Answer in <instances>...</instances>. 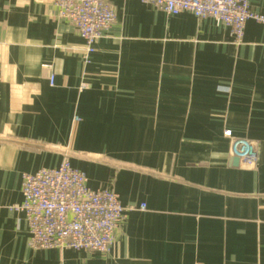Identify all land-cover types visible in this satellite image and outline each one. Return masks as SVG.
I'll use <instances>...</instances> for the list:
<instances>
[{"label":"crops","instance_id":"obj_1","mask_svg":"<svg viewBox=\"0 0 264 264\" xmlns=\"http://www.w3.org/2000/svg\"><path fill=\"white\" fill-rule=\"evenodd\" d=\"M109 2L86 62L55 0H0V264H264V24ZM65 158L133 207L108 252L29 244L22 176Z\"/></svg>","mask_w":264,"mask_h":264},{"label":"built area","instance_id":"obj_2","mask_svg":"<svg viewBox=\"0 0 264 264\" xmlns=\"http://www.w3.org/2000/svg\"><path fill=\"white\" fill-rule=\"evenodd\" d=\"M176 15L190 12L229 26L235 42L243 41L248 20L264 24V14L251 8V0H141ZM61 17L71 20L85 39L84 59L90 61L95 43L116 21L109 0H55ZM53 77L51 78V82ZM227 130L225 135L231 136ZM233 152L243 166L256 167L255 140H236ZM23 201L14 208L24 212L29 226V244L37 249H73L105 253L111 249L117 229L132 206L121 204L111 188H92L85 172L65 158L56 167H42L22 176ZM145 204L141 209H145Z\"/></svg>","mask_w":264,"mask_h":264},{"label":"water","instance_id":"obj_3","mask_svg":"<svg viewBox=\"0 0 264 264\" xmlns=\"http://www.w3.org/2000/svg\"><path fill=\"white\" fill-rule=\"evenodd\" d=\"M239 160H240V158H239L238 156H235V158H234V163H235V164H238V163H239Z\"/></svg>","mask_w":264,"mask_h":264}]
</instances>
